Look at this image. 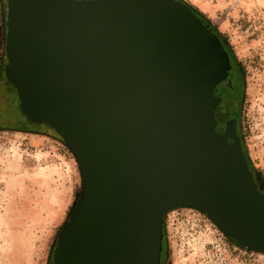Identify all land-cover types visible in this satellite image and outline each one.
Returning a JSON list of instances; mask_svg holds the SVG:
<instances>
[{"label": "water", "instance_id": "1", "mask_svg": "<svg viewBox=\"0 0 264 264\" xmlns=\"http://www.w3.org/2000/svg\"><path fill=\"white\" fill-rule=\"evenodd\" d=\"M4 3V74L20 111L60 138L81 177L54 264H161L164 216L177 208L264 254V192L236 119L215 131L213 89L230 58L187 4Z\"/></svg>", "mask_w": 264, "mask_h": 264}, {"label": "rangeland", "instance_id": "2", "mask_svg": "<svg viewBox=\"0 0 264 264\" xmlns=\"http://www.w3.org/2000/svg\"><path fill=\"white\" fill-rule=\"evenodd\" d=\"M182 1L217 30L239 66V132L255 181L264 190V0ZM5 31L6 7L0 0V78ZM80 193L77 162L59 137L44 128H0V264H51L57 237ZM175 210L177 222L163 221L161 264H264V254L238 247L204 214Z\"/></svg>", "mask_w": 264, "mask_h": 264}, {"label": "flooded vegetation", "instance_id": "3", "mask_svg": "<svg viewBox=\"0 0 264 264\" xmlns=\"http://www.w3.org/2000/svg\"><path fill=\"white\" fill-rule=\"evenodd\" d=\"M182 1V0H178ZM184 2V1H182ZM185 3V2H184ZM186 4V3H185ZM188 5V4H187ZM190 10L195 16L201 21V23L217 36L224 49L228 53L230 58V64L232 70L229 72V76L222 82V85L216 86L213 89L214 97L219 99V104L214 111V118L216 121L215 131L217 133H223L226 127V122L230 119H236V134L239 135V120H240V108L242 104L243 95V79L241 77V71L239 66L235 65L232 54L228 48L227 42L220 36L217 30L212 27L209 22L202 17L198 12L192 9L189 5ZM233 66H236L234 68ZM234 68V69H233ZM231 73V75H230ZM11 86V85H10ZM3 77L0 78V128H17L22 130H36L41 128L42 125H37L29 122L23 115L22 120L20 119L19 113V101L16 102L14 96V89H11ZM12 87V86H11ZM16 94V93H15ZM17 97V95H16ZM18 99V98H17ZM19 109V110H18ZM242 141V140H241ZM257 188L260 192H264L255 181Z\"/></svg>", "mask_w": 264, "mask_h": 264}, {"label": "trees", "instance_id": "4", "mask_svg": "<svg viewBox=\"0 0 264 264\" xmlns=\"http://www.w3.org/2000/svg\"><path fill=\"white\" fill-rule=\"evenodd\" d=\"M3 78L5 79V81L7 82V84L10 86V84L8 83V81H7L6 77H5L4 71H3ZM10 88L13 89L11 86H10ZM14 97H15V99H16V102L18 103L19 100L17 99L15 92H14ZM19 109H20V108H19ZM19 109H18V110H19ZM19 113H20V119L22 120L23 114L21 113L20 110H19ZM261 176H262V177H261V179H262L261 181H262V183H264V171H263V173H262ZM259 179H260V177H259ZM232 241H233L238 247L242 248L237 242H235L234 240H232ZM242 249H244V248H242ZM50 259H51V264H54V263H53V251L51 252Z\"/></svg>", "mask_w": 264, "mask_h": 264}, {"label": "built area", "instance_id": "5", "mask_svg": "<svg viewBox=\"0 0 264 264\" xmlns=\"http://www.w3.org/2000/svg\"><path fill=\"white\" fill-rule=\"evenodd\" d=\"M177 215H178L177 210H173V211L167 213L164 216V220H165V222H167L170 225H172L175 221L177 222L179 220V218L177 217Z\"/></svg>", "mask_w": 264, "mask_h": 264}]
</instances>
